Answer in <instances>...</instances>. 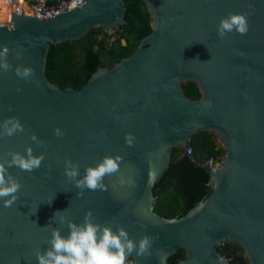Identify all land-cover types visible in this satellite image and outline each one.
<instances>
[{
	"label": "water",
	"instance_id": "1",
	"mask_svg": "<svg viewBox=\"0 0 264 264\" xmlns=\"http://www.w3.org/2000/svg\"><path fill=\"white\" fill-rule=\"evenodd\" d=\"M142 1L151 32L77 89L46 77L49 46L82 40L93 27L115 31L125 20L124 0H83L47 18L11 12L0 23V50L8 49L11 65L0 70V124L16 118L24 129L0 135V161L28 148L45 157L32 172L8 168L21 189L11 207L0 199V264H37L52 228L67 236L68 222L83 223L89 210L94 223L123 228L133 241L153 238L149 254L126 257L131 264H168L180 249L185 256L174 264H234L219 253L225 242L241 247L246 264H264V0ZM229 13L247 15L246 35H218ZM17 67L34 75L26 82ZM186 81L200 98L186 97ZM202 131L225 151L218 169L203 165L212 190L184 215L161 216L154 186L173 148L188 155ZM106 156L121 157L119 171L104 177L106 190L77 195L66 161L78 165L80 179Z\"/></svg>",
	"mask_w": 264,
	"mask_h": 264
},
{
	"label": "trees",
	"instance_id": "2",
	"mask_svg": "<svg viewBox=\"0 0 264 264\" xmlns=\"http://www.w3.org/2000/svg\"><path fill=\"white\" fill-rule=\"evenodd\" d=\"M124 2L125 20L114 33L105 32L102 27H93L82 40L49 46L45 74L52 83L62 89L81 88L97 68L112 67L122 57L132 53L140 39L151 32L145 3L142 0ZM182 91L191 100L201 96L192 81L182 83ZM189 145L192 154L183 157H180V148H173L169 168L153 189L156 197L153 209L166 218L184 215L209 195L212 187L208 184L209 176L203 164L209 159L217 161L225 154L213 132L195 134ZM218 250L222 257L234 264L247 263L237 244L225 242ZM184 256V250L180 249L168 259V264H174ZM127 264H131V259Z\"/></svg>",
	"mask_w": 264,
	"mask_h": 264
},
{
	"label": "clouds",
	"instance_id": "3",
	"mask_svg": "<svg viewBox=\"0 0 264 264\" xmlns=\"http://www.w3.org/2000/svg\"><path fill=\"white\" fill-rule=\"evenodd\" d=\"M248 30L247 15L242 13H229L227 17L219 21L217 26L220 37L233 31L246 35ZM7 54V48L0 50V70L5 72L11 68L7 62ZM14 71L15 75L26 82L34 75L33 69L27 67H17ZM0 127L3 128L0 135L9 137L24 130L16 118H8L0 124ZM54 135L59 137L63 133L57 128L54 129ZM32 139L35 141L36 137L33 136ZM133 140L134 137L131 134H126L125 142L129 146ZM9 155L10 160L0 161V199L3 200L4 207H11L16 202L17 193L21 189L20 183L10 175L8 168L15 166L23 171L32 172L41 166L45 158L43 154L34 156L31 148L26 149L24 155L19 153H9ZM120 161L119 156H106L95 167L86 168L80 179H77L80 175L78 165L66 161L65 175L70 181H74V186L80 190L77 195H82L85 189L106 190L103 183L104 177L117 173ZM91 216L92 213L89 210L85 214L83 223L76 224L69 221L67 236L61 235L58 228H52L50 247L43 253L37 252V264H127L126 257L133 252L137 256L149 254L153 238L144 236L139 241H133L123 228L113 231L110 226L94 223Z\"/></svg>",
	"mask_w": 264,
	"mask_h": 264
},
{
	"label": "built area",
	"instance_id": "4",
	"mask_svg": "<svg viewBox=\"0 0 264 264\" xmlns=\"http://www.w3.org/2000/svg\"><path fill=\"white\" fill-rule=\"evenodd\" d=\"M83 0H8L12 12L30 15L35 17L47 18L52 15L72 10L78 6ZM10 18L7 22H10ZM188 155L192 154V147L188 144L185 148ZM224 157L219 158V160L214 161L209 159L203 165H210L212 169H218Z\"/></svg>",
	"mask_w": 264,
	"mask_h": 264
},
{
	"label": "bare ground",
	"instance_id": "5",
	"mask_svg": "<svg viewBox=\"0 0 264 264\" xmlns=\"http://www.w3.org/2000/svg\"><path fill=\"white\" fill-rule=\"evenodd\" d=\"M12 8L10 7L8 0H0V23L7 22L10 18Z\"/></svg>",
	"mask_w": 264,
	"mask_h": 264
},
{
	"label": "rangeland",
	"instance_id": "6",
	"mask_svg": "<svg viewBox=\"0 0 264 264\" xmlns=\"http://www.w3.org/2000/svg\"><path fill=\"white\" fill-rule=\"evenodd\" d=\"M111 33H114V31L113 32H111ZM122 43H124V41H122ZM216 137V136H215ZM216 141H217V143L219 144V145H221V143L217 140V138H216ZM222 146V145H221ZM221 246V245H220Z\"/></svg>",
	"mask_w": 264,
	"mask_h": 264
}]
</instances>
